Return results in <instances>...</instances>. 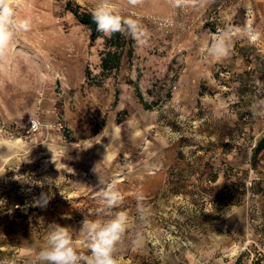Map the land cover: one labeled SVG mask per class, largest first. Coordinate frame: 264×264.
Returning <instances> with one entry per match:
<instances>
[{
    "label": "rangeland",
    "instance_id": "obj_1",
    "mask_svg": "<svg viewBox=\"0 0 264 264\" xmlns=\"http://www.w3.org/2000/svg\"><path fill=\"white\" fill-rule=\"evenodd\" d=\"M11 2L31 28L0 58V233L20 227L0 264H28L53 223L88 254L82 221L110 218L101 181L123 196L110 212L129 217L117 264H234L242 252L243 264H264V151L251 164L264 132L253 115L264 113V0H110L149 34L120 46L112 70L101 65L106 35L93 41L69 10L100 0ZM228 25L231 54L209 55ZM44 176L57 188L33 206L48 189L28 181Z\"/></svg>",
    "mask_w": 264,
    "mask_h": 264
},
{
    "label": "clouds",
    "instance_id": "obj_2",
    "mask_svg": "<svg viewBox=\"0 0 264 264\" xmlns=\"http://www.w3.org/2000/svg\"><path fill=\"white\" fill-rule=\"evenodd\" d=\"M142 2L143 0H128L133 7ZM171 2L175 8L189 5L200 7L203 6L204 0H171ZM92 17L97 24V30L106 36L120 33L130 36L138 46H146L148 43L149 34L140 21L132 16L121 15L110 0H100L92 12ZM30 28L31 23L28 19H20L16 16L11 0H0V58L6 55L17 33L28 32ZM231 31L230 25L223 31L218 30L216 38L209 42L207 49L209 55L224 58L231 54L229 40ZM253 115H264V113L254 111ZM93 171L95 172V168ZM28 182L41 188L47 187L48 191H41L39 195L33 197V206L46 207L54 196L53 187L57 188L56 178L44 176L39 181ZM100 183L102 186L98 191L101 205L99 212H107L110 218L82 221L79 233L87 245L88 254H82L74 246L70 228L53 223L49 225L44 245L35 253L34 258L29 259L28 264H117L115 253L128 228L129 217L125 211L114 214L110 212L111 209L122 204L123 196L115 184H104L102 181ZM138 211L140 220L143 221L145 209L140 207Z\"/></svg>",
    "mask_w": 264,
    "mask_h": 264
},
{
    "label": "trees",
    "instance_id": "obj_3",
    "mask_svg": "<svg viewBox=\"0 0 264 264\" xmlns=\"http://www.w3.org/2000/svg\"><path fill=\"white\" fill-rule=\"evenodd\" d=\"M75 14L79 22L84 24L90 30L91 39L94 41L98 38L102 32L97 30V24L93 20L92 13L86 10H81L78 7H71L69 9ZM209 25V24H208ZM216 28V27H215ZM105 45L107 49L103 52L101 57V65L104 70H112L118 68L121 62L122 49L120 46L129 44L131 37L127 38L125 35L120 33H114L110 37L104 36ZM121 48V50H119ZM251 164L256 166L258 161V155L264 151V132L257 138L254 146L251 149ZM260 188V187H259ZM264 191V190H263ZM16 225V226H15ZM20 234V227L18 223H14L11 228L5 229L0 233V243L18 241ZM7 240V241H6ZM246 253L242 252L234 262V264H243V260Z\"/></svg>",
    "mask_w": 264,
    "mask_h": 264
},
{
    "label": "built area",
    "instance_id": "obj_4",
    "mask_svg": "<svg viewBox=\"0 0 264 264\" xmlns=\"http://www.w3.org/2000/svg\"><path fill=\"white\" fill-rule=\"evenodd\" d=\"M34 122V123H32ZM38 121L36 119H32L31 122H30V126H29V130H35L38 128Z\"/></svg>",
    "mask_w": 264,
    "mask_h": 264
}]
</instances>
